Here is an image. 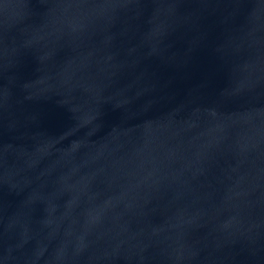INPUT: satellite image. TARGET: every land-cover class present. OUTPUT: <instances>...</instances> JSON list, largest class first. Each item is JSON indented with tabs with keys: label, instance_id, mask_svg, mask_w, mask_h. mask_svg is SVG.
<instances>
[{
	"label": "water",
	"instance_id": "obj_1",
	"mask_svg": "<svg viewBox=\"0 0 264 264\" xmlns=\"http://www.w3.org/2000/svg\"><path fill=\"white\" fill-rule=\"evenodd\" d=\"M0 264H264V0H0Z\"/></svg>",
	"mask_w": 264,
	"mask_h": 264
}]
</instances>
